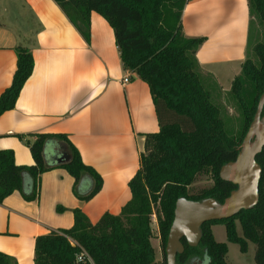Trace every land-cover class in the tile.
Instances as JSON below:
<instances>
[{
  "label": "trees",
  "instance_id": "trees-1",
  "mask_svg": "<svg viewBox=\"0 0 264 264\" xmlns=\"http://www.w3.org/2000/svg\"><path fill=\"white\" fill-rule=\"evenodd\" d=\"M189 1L54 0L86 41H89L92 11L108 22L124 69L133 71L148 84L159 130L144 134L139 167L128 182L131 198L120 213L106 212L92 223L80 209H74L70 228L51 230L35 238L34 264H73L78 248L68 238L83 246L96 264H154L155 253L150 243L152 214L156 216L160 237L163 256L160 264H166L165 246L176 200L212 197L222 202L236 188L220 178L219 170L235 159L264 90V38H260V31L254 33V22L264 30V0H247L250 17L247 53L252 39L256 40L251 49L255 61L246 57L230 88L242 118L238 135L226 129L221 107L213 102L198 72L196 52L204 37H189L183 32L181 17ZM16 54L12 82L0 93V115L14 108L33 71L30 50L19 46ZM34 136L33 141L26 142L34 160L32 165H17L12 150L0 149V203L14 191H20L26 199L38 197L40 175L51 168L44 160V146L52 137L64 140L70 148V159L59 166L74 178V193L89 200L100 190L101 176L82 161L65 135L37 133ZM256 161L262 168L257 204L232 217L204 222L201 239L195 247L182 238L184 250L176 254V264L202 257L204 264H232L225 260L227 244L214 238L211 226L218 223L224 225L227 241L238 244L242 253L247 251L248 241L254 243V260L256 264H264V147L256 155ZM202 174H209L212 184L191 192L190 186ZM85 175L92 184L80 195L77 187ZM26 176L30 180L29 193L23 190ZM236 220L241 234L237 232ZM0 264H17V261L0 252Z\"/></svg>",
  "mask_w": 264,
  "mask_h": 264
},
{
  "label": "crops",
  "instance_id": "crops-1",
  "mask_svg": "<svg viewBox=\"0 0 264 264\" xmlns=\"http://www.w3.org/2000/svg\"><path fill=\"white\" fill-rule=\"evenodd\" d=\"M249 19L247 0H190L183 9V32L204 37L198 72L221 90L246 59ZM89 20L86 41L54 0H0V93L12 82L17 47L29 49L34 60L14 108L0 115V149L28 166L34 160L27 140L63 134L102 178L92 198L80 199L74 178L59 166L70 159L68 144L57 137L46 141L44 160L51 168L40 175L38 197L14 191L0 203V252L17 264H34L35 238L70 228L74 209L92 223L106 212L119 214L131 198L128 182L139 167L144 134L159 130L148 84L124 69L108 22L94 11ZM23 183L29 193V177ZM91 184L83 176L78 193Z\"/></svg>",
  "mask_w": 264,
  "mask_h": 264
},
{
  "label": "water",
  "instance_id": "water-1",
  "mask_svg": "<svg viewBox=\"0 0 264 264\" xmlns=\"http://www.w3.org/2000/svg\"><path fill=\"white\" fill-rule=\"evenodd\" d=\"M264 147V90L261 93L256 111L239 145L234 160L223 164L219 176L236 185L222 202L212 197L190 200L179 197L174 208V218L169 229L165 246L166 264H176V254L182 253L185 238L188 245H198L204 222L232 217L243 209L253 208L259 199V183L262 168L256 155ZM186 264H202L192 260Z\"/></svg>",
  "mask_w": 264,
  "mask_h": 264
},
{
  "label": "rangeland",
  "instance_id": "rangeland-1",
  "mask_svg": "<svg viewBox=\"0 0 264 264\" xmlns=\"http://www.w3.org/2000/svg\"><path fill=\"white\" fill-rule=\"evenodd\" d=\"M254 22L255 30L254 33H260L261 39L264 38V30L261 26ZM256 40L252 39L251 45L248 48V53L246 57H249L255 61V56L253 54L252 45L255 43ZM241 70L237 71L239 75ZM204 88L210 91L212 96V100L215 104H218L221 107V117L224 119L226 124V129L229 130L230 133L234 135H238L242 128V118L240 112L237 109L236 104L234 103L233 99L231 98L230 88H231V81L229 83H225V88L221 90L220 88L216 87L215 82L213 79L208 75H200ZM228 78V77H227ZM226 78V80H227ZM226 80H223L224 82ZM212 184V179L209 174H202L199 175L196 181L190 186L191 192H197L204 187H209ZM151 231L152 236L150 238L151 246L154 249L155 253V261L154 264H160L163 260L162 250L160 246V237L157 230V222L155 219L152 218L151 221ZM236 227L238 234H241V229L238 221L236 220ZM212 232L214 238L218 242H225L228 247V252L226 254L225 260L232 264H256L254 260V253L256 249V245L250 241H248V249L245 253H242L239 250V246L236 243L228 242L225 236V227L222 223L214 224L212 226Z\"/></svg>",
  "mask_w": 264,
  "mask_h": 264
},
{
  "label": "built area",
  "instance_id": "built-area-1",
  "mask_svg": "<svg viewBox=\"0 0 264 264\" xmlns=\"http://www.w3.org/2000/svg\"><path fill=\"white\" fill-rule=\"evenodd\" d=\"M128 80V77L123 78V82H127ZM152 218L156 220L155 214H152ZM68 239L73 246L78 248L74 256L73 264H96L92 255L83 246L71 238Z\"/></svg>",
  "mask_w": 264,
  "mask_h": 264
},
{
  "label": "flooded vegetation",
  "instance_id": "flooded-vegetation-1",
  "mask_svg": "<svg viewBox=\"0 0 264 264\" xmlns=\"http://www.w3.org/2000/svg\"><path fill=\"white\" fill-rule=\"evenodd\" d=\"M205 257H202V258H195V259H192V260H201L202 261V264H204L205 263V259H204Z\"/></svg>",
  "mask_w": 264,
  "mask_h": 264
}]
</instances>
